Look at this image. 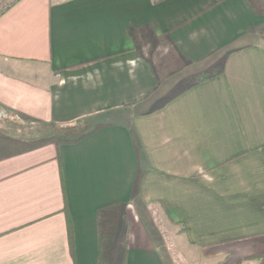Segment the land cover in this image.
Listing matches in <instances>:
<instances>
[{"label":"crops","instance_id":"1","mask_svg":"<svg viewBox=\"0 0 264 264\" xmlns=\"http://www.w3.org/2000/svg\"><path fill=\"white\" fill-rule=\"evenodd\" d=\"M114 223L125 264H166L161 228L207 261L264 259V0L0 15V264H95Z\"/></svg>","mask_w":264,"mask_h":264},{"label":"rangeland","instance_id":"2","mask_svg":"<svg viewBox=\"0 0 264 264\" xmlns=\"http://www.w3.org/2000/svg\"><path fill=\"white\" fill-rule=\"evenodd\" d=\"M0 0V11H2L5 7H7L13 0H5L2 4H1ZM55 135V134H54ZM58 139H63L62 136H58ZM66 140H71L72 138H65ZM58 140V141H59ZM70 141V142H71ZM109 226V227H108ZM104 234L105 235H112V237H115V227L116 224H110L108 225ZM161 233L162 236L164 235L165 237L163 238L165 243H166V251L164 250V252H162V255L164 257L165 263L166 264H220V262L218 260L216 261H207L204 259V256L200 257L199 254H197L195 252V250L191 251V249H189L190 247L187 246V244L185 243V240L182 239V237H179L178 234H176V232L171 229V228H161ZM120 241V239H118ZM112 241V240H111ZM114 242H116V238L114 239ZM121 251V245L120 244H116V250L114 252V256L118 257L119 253ZM168 251V253H167ZM250 263H245V264H261V260H256L255 261H249ZM264 263V262H263ZM242 264V263H240Z\"/></svg>","mask_w":264,"mask_h":264},{"label":"trees","instance_id":"3","mask_svg":"<svg viewBox=\"0 0 264 264\" xmlns=\"http://www.w3.org/2000/svg\"><path fill=\"white\" fill-rule=\"evenodd\" d=\"M5 0L1 1V4ZM20 0H13L7 7H5L2 11H0V15L5 13L10 7H12L14 4L19 2ZM208 77L206 75L200 76L196 82H201L203 80H206ZM54 134L56 136H62L64 138H75L82 135L87 130V123L85 121L77 122L72 125H62V126H50ZM99 234V231H98ZM126 234V233H125ZM125 234L123 235V244L121 245V251L119 253L118 257L114 256V252L116 250V245L114 242L115 237H112L113 245L107 246L108 239L103 236H99L98 238V256L95 264H125L126 259V251H125ZM264 259L261 260V264H263Z\"/></svg>","mask_w":264,"mask_h":264}]
</instances>
